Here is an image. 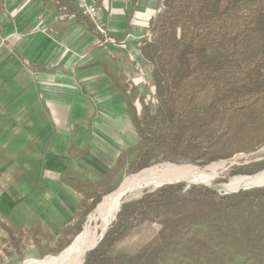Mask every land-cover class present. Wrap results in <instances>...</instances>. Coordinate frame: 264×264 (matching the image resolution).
Segmentation results:
<instances>
[{
  "label": "trees",
  "instance_id": "obj_1",
  "mask_svg": "<svg viewBox=\"0 0 264 264\" xmlns=\"http://www.w3.org/2000/svg\"><path fill=\"white\" fill-rule=\"evenodd\" d=\"M41 1L91 25L77 0ZM147 28L140 55L149 81L142 91L118 83L139 139L98 182L71 178L81 207H89L62 231L68 244L118 188L120 181L108 183L132 154L127 174L165 162L206 166L240 153L264 158V0H160ZM263 169L264 160L235 164L227 176ZM150 226L155 233L145 239ZM82 264H264V187L219 193L180 181L145 191L121 203Z\"/></svg>",
  "mask_w": 264,
  "mask_h": 264
},
{
  "label": "crops",
  "instance_id": "obj_2",
  "mask_svg": "<svg viewBox=\"0 0 264 264\" xmlns=\"http://www.w3.org/2000/svg\"><path fill=\"white\" fill-rule=\"evenodd\" d=\"M159 1L94 0L90 28L41 0H0V219L12 228L72 227L83 196L71 178L98 182L135 146L118 83L149 81L140 47Z\"/></svg>",
  "mask_w": 264,
  "mask_h": 264
},
{
  "label": "bare ground",
  "instance_id": "obj_3",
  "mask_svg": "<svg viewBox=\"0 0 264 264\" xmlns=\"http://www.w3.org/2000/svg\"><path fill=\"white\" fill-rule=\"evenodd\" d=\"M217 165H209L203 170L194 165L183 163L172 164L165 162L157 164L148 170L135 173L124 180L121 190L111 196H105L98 208L87 217V224L79 233L77 238L64 249L57 258L48 257L42 260H34L27 264H81L87 251L92 250L104 236L108 225L114 220L115 215L121 207V201L128 195H133L136 191L144 187L158 186L163 183L186 181L188 183L199 182L207 184L215 176ZM209 168L210 171H206ZM264 185V171L255 175L235 176L225 186L235 189L241 185ZM96 206V207H97ZM95 221V223H93Z\"/></svg>",
  "mask_w": 264,
  "mask_h": 264
},
{
  "label": "rangeland",
  "instance_id": "obj_4",
  "mask_svg": "<svg viewBox=\"0 0 264 264\" xmlns=\"http://www.w3.org/2000/svg\"><path fill=\"white\" fill-rule=\"evenodd\" d=\"M146 71H147L146 73L148 74L149 70H146ZM136 104L138 107V111L140 112L141 107L138 104V102ZM152 104H154V100L152 101ZM258 153L264 154V150L259 151ZM255 154L254 155L253 154H249V155L242 154L241 157L236 159L237 161L236 165H248L252 161L264 160V158L260 157L259 155H255ZM133 156L134 154H132V156L129 157V159H127L128 161L126 165L122 167L121 169H119L116 176L112 177V179L108 183L109 186H112L118 181H120V184H121L124 182L126 178L133 176L135 174V173L127 174L126 172L127 164L128 162L131 161ZM235 156H238V154ZM230 161H233V159L232 160H220L219 164H214V165H217L215 168V171H216L215 176L206 185L203 183H199V182H192V183H188L186 181H181V182L186 183V185L200 184L204 186H213L219 193L221 192L222 193H234L240 189H250L252 187H264V185L254 186L250 184L249 186L241 185L237 187L236 190L227 188L225 185L228 184L232 178H235V176H249L250 177V175H255V174H258L264 171L263 169L260 172H257L255 174H250V175L227 176V174L230 172L229 171L230 168L233 166V165H230V166L228 165ZM192 165H195V164H192ZM206 165H209V164H206ZM196 166H199V165H196ZM205 167L206 166H199L200 170H203V168ZM206 171H210V169L207 168ZM226 177H228L227 180L222 181ZM162 185H158V186L150 185L148 187H144L143 189L136 191L133 195L126 196L121 202L127 201V200H134L135 198L140 197L145 191L153 190ZM105 187H106L105 185L102 186L101 187L102 190ZM1 191H2V185L0 183V192ZM81 195L83 196V194ZM88 207H89V202L87 201L81 207V210L85 209L84 211H86ZM94 210L95 208L91 211V213ZM91 213H88V215L86 216V219H85L86 221L82 226V230L87 224V217ZM0 222L2 223L0 224V227L4 229V231L6 232L4 238H1L0 240V264H27V263L33 262L34 260H42L48 257L57 258L61 255V253H63L64 249L67 248L77 237L76 236L74 239H72L70 243L68 244L67 242L69 240V235L64 234V233H60L58 235V234L43 232L42 228L40 227V225H38L37 222L33 223L32 226H20L18 227V229L12 228L10 225H8L7 222L2 221L1 219H0ZM93 223H95V221H93ZM154 231H155V226H150L149 228L145 229V231L143 232V234H141V236L145 239L150 238V236L155 233ZM79 233L77 235H79ZM139 235L135 236L132 240L134 241L135 239H137Z\"/></svg>",
  "mask_w": 264,
  "mask_h": 264
},
{
  "label": "built area",
  "instance_id": "obj_5",
  "mask_svg": "<svg viewBox=\"0 0 264 264\" xmlns=\"http://www.w3.org/2000/svg\"><path fill=\"white\" fill-rule=\"evenodd\" d=\"M78 4L83 12H85L92 20H96L98 17V9L94 3V0H77ZM100 29V28H99ZM101 32H104L101 29Z\"/></svg>",
  "mask_w": 264,
  "mask_h": 264
},
{
  "label": "water",
  "instance_id": "obj_6",
  "mask_svg": "<svg viewBox=\"0 0 264 264\" xmlns=\"http://www.w3.org/2000/svg\"><path fill=\"white\" fill-rule=\"evenodd\" d=\"M262 150H264V148L260 149L259 151H262ZM259 151H258V152H259ZM250 154H253V153H250ZM241 155H242V154H238V156H235V158L233 159V161H230L228 165L230 166V165H235V164H237L236 159L239 158V157H241ZM219 163H220V162H214V163H211V164H209V165H212V164H219ZM224 163H225V162H224ZM209 165H206V167L209 166ZM153 166H155V165H153ZM153 166L147 167L146 169H143V170H141V171L148 170V168H151V167H153ZM194 166H196V165H194ZM197 167H199V166H197ZM206 167H205V168H206ZM141 171H139V172H137V173H140ZM137 173H136V174H137ZM171 183H177V182H171ZM121 186H122V183L119 185V187H118L115 191H113V192H111V193H109V194H107V195H105V196H111V195H115V194H117V193L121 190V189H120ZM104 198H105V197H104ZM104 198H103V199H104ZM97 208H98V206L96 207V209H97ZM77 236H78V235H77ZM76 238H77V237H76ZM76 238H75V239H76ZM75 239H74V240H75ZM96 245H97V243H96ZM96 245H95V246H96ZM95 246H94V247H95ZM92 248H93V247H92ZM82 262H83V261H82ZM82 262H81V264H82Z\"/></svg>",
  "mask_w": 264,
  "mask_h": 264
}]
</instances>
